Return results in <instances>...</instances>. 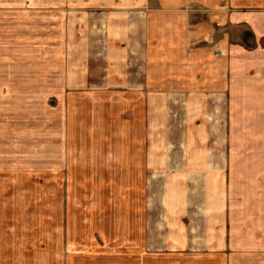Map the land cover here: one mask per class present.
Returning a JSON list of instances; mask_svg holds the SVG:
<instances>
[{"label":"crops","instance_id":"obj_1","mask_svg":"<svg viewBox=\"0 0 264 264\" xmlns=\"http://www.w3.org/2000/svg\"><path fill=\"white\" fill-rule=\"evenodd\" d=\"M105 6L95 22L65 25L59 12L51 65L9 75L56 102L36 123L19 121V153L45 165L52 156L68 182L80 171L91 187L117 189L98 193L117 226L88 244L81 228L54 229L46 244L40 229L0 230V264H264V153L232 144L248 137L250 115L254 135L264 117V0Z\"/></svg>","mask_w":264,"mask_h":264},{"label":"rangeland","instance_id":"obj_2","mask_svg":"<svg viewBox=\"0 0 264 264\" xmlns=\"http://www.w3.org/2000/svg\"><path fill=\"white\" fill-rule=\"evenodd\" d=\"M21 1L0 0V230L40 229L41 233H44L39 237L38 244H46L49 243V239H53V236H48L47 233L54 229L81 228L83 231H89L92 236L90 238L82 235L79 237L80 240L87 239V244L91 241L94 243L96 239L100 240L102 237L92 231L117 226L116 220L107 219L104 204L98 202V193L115 194L117 189L91 187L87 172L72 173L75 179L68 182L64 178L68 173L53 168L52 156L45 158L50 161L45 165L44 157L39 163L36 156L32 155L34 153H25V150L23 156L19 153L24 142L20 139L19 121L28 117L25 119H28L29 124L36 123L42 109L44 107L51 109L56 102L50 91H38L37 86L30 83L22 84L21 76H11L9 73L22 68L36 69L51 65L52 43L47 39L52 36L53 20L58 19L56 16L59 12L65 25L70 18H76L81 23L86 20L95 22L100 15L109 14V7L105 5L113 3L114 0H60V9L53 6L52 0H45V4L39 3L42 0H27L28 4L22 9H10V5H15L14 2ZM98 4L103 6L99 7ZM96 13L99 17L92 18ZM20 21H24L23 28H19ZM41 25L45 26V29ZM61 30L69 32L67 26ZM39 31L49 32L45 37L46 44L35 42L36 35L41 33ZM17 37H25L28 41L18 40ZM25 52H30L33 56L21 57ZM43 56H47L49 60H39ZM27 78L24 77V80ZM243 109H238L239 119ZM255 112L259 110L253 111V114ZM250 116L249 124L246 126L248 137L244 138L242 133L238 135L236 141H232V144L237 148L246 147L264 153V117L262 119L260 116V122L253 125L259 133L254 135L250 132L252 131L250 120L253 118ZM30 132L31 130L28 131ZM262 159L264 163V156ZM258 168L262 169L260 166ZM255 173L257 174L255 179L263 182L264 170ZM123 190L124 196L132 197L131 186ZM156 196L160 197L159 194ZM112 206L110 204L109 208ZM157 211L155 208L151 213ZM156 219L158 220V216Z\"/></svg>","mask_w":264,"mask_h":264}]
</instances>
